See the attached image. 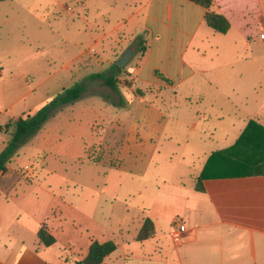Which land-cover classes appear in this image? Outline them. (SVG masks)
Returning <instances> with one entry per match:
<instances>
[{
	"label": "crops",
	"instance_id": "1",
	"mask_svg": "<svg viewBox=\"0 0 264 264\" xmlns=\"http://www.w3.org/2000/svg\"><path fill=\"white\" fill-rule=\"evenodd\" d=\"M250 1L213 0L210 11L230 23L219 33L191 0H104L111 10L124 5L120 23L91 34L90 47L59 68L49 55L35 74L5 81L12 106L40 87L53 96L107 69L142 37L145 51L118 77L127 86L112 91L117 100L87 90L25 144L39 158L36 178L16 170L14 158L0 174V264H76L94 241L116 244L100 264H264V131L233 148L250 121L264 128L262 40L250 29ZM32 111H0L8 116L0 127ZM102 147H114L105 153L114 164L88 159L87 150ZM230 148L222 163L249 172L206 174L197 190L209 156ZM174 159L170 173L151 176L158 161ZM146 219L153 232L139 241ZM175 219L187 227L179 242L170 237ZM41 226L52 245L39 240Z\"/></svg>",
	"mask_w": 264,
	"mask_h": 264
},
{
	"label": "rangeland",
	"instance_id": "2",
	"mask_svg": "<svg viewBox=\"0 0 264 264\" xmlns=\"http://www.w3.org/2000/svg\"><path fill=\"white\" fill-rule=\"evenodd\" d=\"M249 4L254 9L249 18L250 29L254 37H259L262 40L256 41V55L258 58L264 59V35L262 34L264 31L263 4H258L257 0H251ZM101 9L108 11L106 15ZM125 13L127 12H124V5L119 4L118 10L115 11L111 10L110 6H106L104 0H8L0 2L1 22L7 15L11 17L12 14H15L16 16L13 25H0V111L6 110L8 114L13 113L17 115L20 109L26 106L35 113L51 97L46 94L44 87L38 88L32 94H29L27 98L16 102L12 106L13 99H8V94L4 97V94L7 92L5 81L9 80V77L15 79L17 76L22 74L27 75L30 72H34L35 74L36 71H39L46 58H50L49 55L55 58V69L59 68L66 57L70 59L82 50L90 47L92 43L91 34H94L96 37L101 36L112 25L120 23L122 21L121 15ZM131 37L132 35L122 34L123 40L129 41L135 38V36L134 38ZM141 40L142 37L139 36L137 42L135 41L131 44L133 54L130 60L136 54L139 48L138 42ZM61 49L64 52L62 55H58ZM113 57H117V55ZM39 75L37 73L36 79H38ZM30 84L32 87L36 86L35 82H30ZM118 86L119 90L122 91L121 89L127 86L126 80H119ZM87 90V94L97 95L98 98H103L109 104L111 103V98L109 99L107 95H112L113 99L117 100L112 90L100 81L88 80ZM125 105H129L128 100L125 101ZM6 117H8L6 113L0 114V122L3 123ZM5 126L2 129L5 132L0 130V149L7 142L6 139H10V132L12 130V128L6 130ZM113 150L114 147L107 149L102 147V149L96 151L91 148L87 150V156L90 160L100 161L105 159L107 162L110 161V164H114V159L106 155L110 154ZM13 158L20 164L16 170L28 177L24 166L29 165L34 168L32 179L37 177L39 158L33 155V150L30 146L24 145L20 147ZM158 163L161 166H156L157 168L153 166L150 174L151 176L158 175L162 178L163 175L170 173L174 169L176 159L173 162L158 161ZM249 170L248 168H242L239 164L228 162V164L224 163L214 169V173L249 172Z\"/></svg>",
	"mask_w": 264,
	"mask_h": 264
},
{
	"label": "trees",
	"instance_id": "3",
	"mask_svg": "<svg viewBox=\"0 0 264 264\" xmlns=\"http://www.w3.org/2000/svg\"><path fill=\"white\" fill-rule=\"evenodd\" d=\"M7 1V0H0ZM205 8H207V13L205 16L207 24L213 28L216 32L226 33L230 28L229 21L220 14H216L210 11V7L213 3V0H191ZM138 51L143 53L145 48L142 47L139 42ZM124 69L118 67L115 63H112L107 69L92 73L87 78L82 81H78L73 83L72 85L63 88L61 91L51 96L48 100H46L33 114H25L20 116L14 122H10L6 124V130L12 128L10 132V139L5 143L3 149L0 151V174L4 173L7 169V165L11 162L12 158L17 154L20 147L24 146L43 126V124L59 109L64 107L65 105L71 104L77 100H79L84 93L87 91V81H100L103 85L108 87L113 92L118 91L119 80L118 77L121 75ZM109 99L111 96H107ZM116 104L113 102V105ZM3 128L0 127V130ZM255 130H262L264 128L261 127L254 121H250L243 133L237 140L235 146L236 148L238 144L244 142L246 137L254 134ZM230 148L227 151H219L214 152L208 158V161L205 165V168L199 177L196 183V189L199 191L203 190V186L201 184V180L206 174L214 173V169L218 166L224 164L221 161V158L229 155ZM230 156V155H229ZM228 157V156H227ZM223 160V159H222ZM230 160V158H228ZM228 164V163H226ZM235 164V163H234ZM244 167H246L245 163H242ZM240 164V166L243 168ZM235 174H242L241 171H238ZM215 174V173H214ZM233 173H223L216 175H229ZM153 232V224L149 219L145 220L144 225L140 229L138 234V240L143 241L151 236ZM38 238L45 246H50L55 242V238L47 231L45 226H41L38 231ZM116 249V244L113 241H107L105 243H99L94 241L90 248L88 255L85 259L76 264H100L104 258L113 252Z\"/></svg>",
	"mask_w": 264,
	"mask_h": 264
},
{
	"label": "built area",
	"instance_id": "4",
	"mask_svg": "<svg viewBox=\"0 0 264 264\" xmlns=\"http://www.w3.org/2000/svg\"><path fill=\"white\" fill-rule=\"evenodd\" d=\"M262 34L264 35V31L262 32ZM24 168L27 172L28 177L32 178V176L34 175V168L29 165L24 166ZM186 231L187 227L185 223H183L180 219H175L170 230V237L174 242H179L181 237L186 233Z\"/></svg>",
	"mask_w": 264,
	"mask_h": 264
},
{
	"label": "water",
	"instance_id": "5",
	"mask_svg": "<svg viewBox=\"0 0 264 264\" xmlns=\"http://www.w3.org/2000/svg\"><path fill=\"white\" fill-rule=\"evenodd\" d=\"M133 54V48H128L127 51H125L116 61L115 64L120 67L121 69H124L127 63L129 62L131 56Z\"/></svg>",
	"mask_w": 264,
	"mask_h": 264
}]
</instances>
